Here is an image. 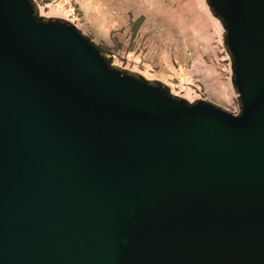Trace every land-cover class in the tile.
<instances>
[{
    "label": "water",
    "instance_id": "95a60500",
    "mask_svg": "<svg viewBox=\"0 0 264 264\" xmlns=\"http://www.w3.org/2000/svg\"><path fill=\"white\" fill-rule=\"evenodd\" d=\"M205 1L238 113L0 0V264H264V0Z\"/></svg>",
    "mask_w": 264,
    "mask_h": 264
},
{
    "label": "rangeland",
    "instance_id": "374dc122",
    "mask_svg": "<svg viewBox=\"0 0 264 264\" xmlns=\"http://www.w3.org/2000/svg\"><path fill=\"white\" fill-rule=\"evenodd\" d=\"M74 24L114 67L160 81L189 101L239 106L224 30L205 0H34Z\"/></svg>",
    "mask_w": 264,
    "mask_h": 264
},
{
    "label": "built area",
    "instance_id": "2783aa9c",
    "mask_svg": "<svg viewBox=\"0 0 264 264\" xmlns=\"http://www.w3.org/2000/svg\"><path fill=\"white\" fill-rule=\"evenodd\" d=\"M229 111L232 113H238L239 112V106L233 107V108L229 109Z\"/></svg>",
    "mask_w": 264,
    "mask_h": 264
}]
</instances>
